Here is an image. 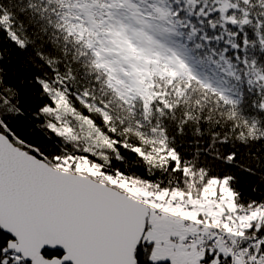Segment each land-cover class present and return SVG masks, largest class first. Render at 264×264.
I'll return each instance as SVG.
<instances>
[{
    "label": "snow or ice",
    "instance_id": "1",
    "mask_svg": "<svg viewBox=\"0 0 264 264\" xmlns=\"http://www.w3.org/2000/svg\"><path fill=\"white\" fill-rule=\"evenodd\" d=\"M0 264H264V0H0Z\"/></svg>",
    "mask_w": 264,
    "mask_h": 264
}]
</instances>
